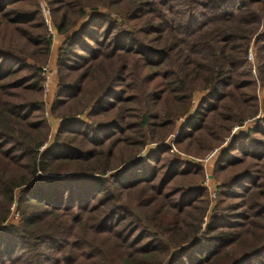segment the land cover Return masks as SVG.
<instances>
[{"label": "trees", "instance_id": "obj_1", "mask_svg": "<svg viewBox=\"0 0 264 264\" xmlns=\"http://www.w3.org/2000/svg\"><path fill=\"white\" fill-rule=\"evenodd\" d=\"M46 1L63 41L50 110L60 123L42 150L52 40L37 0H0V264H264V119L227 143L206 124L219 109L230 122L217 106L226 98L243 110L239 126L258 114L241 90L252 39L264 75V0ZM86 110L113 117L83 124ZM187 116L176 149L202 136L221 144L213 206L203 180L172 185L203 179L202 162L169 159L164 145Z\"/></svg>", "mask_w": 264, "mask_h": 264}, {"label": "rangeland", "instance_id": "obj_2", "mask_svg": "<svg viewBox=\"0 0 264 264\" xmlns=\"http://www.w3.org/2000/svg\"><path fill=\"white\" fill-rule=\"evenodd\" d=\"M40 3H43L44 5H46V7L48 8L49 12L50 9L47 5V1L46 0H37V7H39L40 10ZM106 10L100 8L99 12L104 13ZM86 12H88L89 14V18L92 17L90 10H86ZM261 14V13H259ZM264 15V14H263ZM51 16V14H50ZM113 18H115L116 20L119 21V23H121V20L119 17L116 18L115 14L113 15ZM123 25V24H122ZM262 29V28H260ZM259 29V31H260ZM255 42L254 39L251 40L250 44H249V48L248 51H251L253 56H254V66H255V74H252V65L248 62L247 60V56H246V67L244 68V70L247 73V76H244V83H249L251 84L250 87H248L247 89H242L241 93H243L245 95L244 99L250 100L251 98H255L256 100H254V103L257 104V111L258 114L251 117L250 119H246L245 121H243L241 123V125L239 126L238 124V120L241 117V108L238 106V102L237 101H231L230 99H227L224 102L219 103L217 106L221 107L224 105L225 108L229 107V111L227 112V115L231 118L230 122L227 123L225 126L222 123L221 120H218V118H216L217 113L221 112L222 109H219L218 111H216L214 114H209L206 118V124L208 125V128H210L212 131H215L217 134L216 136L219 138H223L224 143H227L229 141V139L232 138L233 135L238 134L239 131L242 132H246L247 130H249L250 128L254 127L255 123L258 122V120L260 119H264V107H263V102H264V86H263V82H264V75L262 76V78H260V73H259V67H260V59L259 56L257 54V48L255 46ZM48 62L45 63L41 68H43L44 66H47ZM53 72H55V74L57 73V68L56 70H53ZM23 75V74H20ZM19 75V76H20ZM69 75V74H66ZM18 76V77H19ZM59 77V74H58ZM42 78V77H41ZM68 79H70V77H68ZM43 79L41 82V89L42 92L39 93L37 95V98L39 99V101L42 103V107L44 108V117L46 118L48 124H49V131H48V136H47V142L44 144V146L42 147L45 148L46 146H48V144L52 143L53 137L55 135V133L57 132L58 129V124L60 123V120L56 119V117H54L50 110L52 107V103H53V98L52 95L54 93H56V87L53 86V91L54 93L51 94V96H49V94L47 92H45L44 88H43ZM159 80H152L149 81L147 85V87L151 90H155L159 88ZM145 85V86H146ZM227 91V90H226ZM232 91V90H229ZM202 95L201 94H196L193 98V100H191V114L194 113V110L196 109L195 105L198 104V102L200 101ZM88 98L85 97L83 100H80L81 102L77 105H72L73 109H75V111L78 110V112L80 110H82V107L85 106L88 103ZM194 102V104L192 103ZM128 107H134V105H126L125 108ZM72 109V110H73ZM77 109V110H76ZM60 113V112H59ZM61 113H64V111L62 110ZM89 110L84 111L83 113H81V118L79 116H77L78 121H81L83 124H93L92 120L95 122H103V121H108L110 120L111 117H113V112L109 114L108 116H97V117H92L91 119L88 117ZM246 113V112H245ZM188 116L187 117H183L181 118L177 124H176V128L173 131V134L170 135L168 137V139L164 142V145H169L171 147L170 150V154H169V159H170V155L176 156L177 158H179L180 160H185L189 163H198L202 161L203 164V179L200 176H194L193 174H189L186 178H178L177 180L174 179L172 182V185L174 187H179L182 185H188L191 183H202L203 180V185L204 187H206L209 190V198L210 201L212 202V206L215 204L214 199H215V188L217 185H219V183H217V181H213L210 182L209 179H207L208 177H210V175L213 174V170L215 167V163H216V157L217 154L219 153L221 147V144H215L214 141H209V138L206 139L205 136H202L200 139H203V141L198 145H196V142L193 143L191 142V144H182V146L179 148H175L173 146V142L177 136V134L179 133V129L183 126V124L188 120ZM69 120H65L64 123L68 122ZM62 123V120H61ZM228 126H231L229 130H226ZM230 135V138H225V136ZM160 145H162L161 143L154 145V144H150L147 147L144 148L143 150V155H148L151 152H153L156 148H158ZM203 146V149L200 150L199 147ZM219 146V147H218ZM183 148V149H181ZM117 149V148H116ZM179 150V151H178ZM183 151L188 152L190 155H186L183 153ZM214 151H217V154L215 156V158L213 159V162L211 163V166H206L204 164V160ZM219 155V154H218ZM236 156H238L236 154ZM247 163V162H246ZM244 165L240 166V167H236V168H227L226 171L223 172V174L221 175V179H225V178H229L230 176H232L236 171L243 169ZM207 168H209L210 170L207 171ZM207 173V176H206ZM214 184V186L212 185ZM207 216L204 218V222L207 223L208 222V217L210 215V210L207 212L206 214ZM11 221L13 223L17 222V219L14 214L11 215ZM204 226V225H203Z\"/></svg>", "mask_w": 264, "mask_h": 264}, {"label": "built area", "instance_id": "obj_3", "mask_svg": "<svg viewBox=\"0 0 264 264\" xmlns=\"http://www.w3.org/2000/svg\"><path fill=\"white\" fill-rule=\"evenodd\" d=\"M40 9H41V15L42 18L44 20V23L46 25V31H47V37L51 38V40L53 39V37L56 34L55 28L53 27L52 23H51V19H50V15H49V11L46 7V5H44L43 3H40ZM247 60L248 62L252 65V74H255V66H254V56L252 54L251 51H249L247 53ZM54 73L52 72V70L50 69L49 65L44 66L43 68H41V73L40 76L43 79V88L45 90V92H47L49 94V96H51L52 94V90L53 85H54ZM42 83V84H43ZM217 154V151L212 152L203 162L206 166H211V163L213 162V159L215 158ZM202 162V161H201ZM207 176V173H206ZM208 177V176H207ZM208 179V178H207ZM13 214L16 218H18V213H16L13 210Z\"/></svg>", "mask_w": 264, "mask_h": 264}, {"label": "crops", "instance_id": "obj_4", "mask_svg": "<svg viewBox=\"0 0 264 264\" xmlns=\"http://www.w3.org/2000/svg\"><path fill=\"white\" fill-rule=\"evenodd\" d=\"M63 41V37L58 35L57 32L55 34V36L52 39V48H51V56L50 59L48 61V65L50 67V69L55 70V63H56V53H57V49L59 48L60 44ZM55 74V72H53ZM57 83V79H56V74L54 75V87L56 86ZM54 93V91L52 90V94ZM55 94V93H54ZM53 96V95H52Z\"/></svg>", "mask_w": 264, "mask_h": 264}]
</instances>
